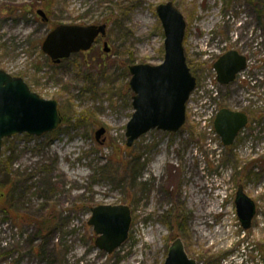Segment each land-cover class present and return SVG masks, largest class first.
<instances>
[{
    "label": "rangeland",
    "instance_id": "obj_1",
    "mask_svg": "<svg viewBox=\"0 0 264 264\" xmlns=\"http://www.w3.org/2000/svg\"><path fill=\"white\" fill-rule=\"evenodd\" d=\"M166 1L51 0L47 23L35 15L36 0H0V69L57 100L63 116L47 133H15L2 142L1 161L9 156L13 170L27 173V214L55 206L60 219L40 238L33 222L5 217L0 204V222L12 221L20 233L10 247L0 244V264H163L176 237L197 264H264V106L244 102L249 86H218L217 105L249 116L230 147L202 124L193 97L182 128L150 129L126 145L133 111L128 66L162 61L165 34L156 7ZM172 1L186 20L183 46L199 87L212 78L217 56L234 48L250 60L264 90V0ZM64 22H104L107 34L53 63L41 42ZM101 126L106 131L96 140ZM238 184L255 201L245 230L235 209ZM100 203L128 204L132 214L127 240L112 253L95 245L88 224L90 208Z\"/></svg>",
    "mask_w": 264,
    "mask_h": 264
},
{
    "label": "water",
    "instance_id": "obj_2",
    "mask_svg": "<svg viewBox=\"0 0 264 264\" xmlns=\"http://www.w3.org/2000/svg\"><path fill=\"white\" fill-rule=\"evenodd\" d=\"M156 9L165 34V53L159 63H130L128 66L133 111L125 126L127 146H132L139 136L150 129L179 130L186 121L189 93L196 85V76L186 62L183 46L186 20L182 12L172 0L159 3ZM37 11L44 15L43 9ZM106 27V23H59L45 34L41 47L54 62H58L76 51L89 49L97 35H106ZM103 44V49L108 51L109 44L106 41ZM246 62V56L238 49L226 50L213 64L217 80L225 85L232 82ZM216 114L213 121L215 130L223 145L230 146L240 128L247 124L248 114L225 106L220 107ZM61 122L57 100L41 97L21 76L0 69V153L6 136L26 132L41 135L56 129ZM105 131L104 126L97 128L96 140ZM234 199L243 230L250 228L256 213L255 201L245 192L242 184H238ZM131 218L128 204L93 205L88 224L93 227L95 245L105 252H113L127 240ZM163 264L197 263L194 257L187 255L182 238L176 237L170 242Z\"/></svg>",
    "mask_w": 264,
    "mask_h": 264
},
{
    "label": "trees",
    "instance_id": "obj_3",
    "mask_svg": "<svg viewBox=\"0 0 264 264\" xmlns=\"http://www.w3.org/2000/svg\"><path fill=\"white\" fill-rule=\"evenodd\" d=\"M228 85L229 84L225 85V87ZM4 140L5 138L3 141ZM11 160L12 159L9 156H7V158L3 161L0 159L1 209L5 213V217L12 215L11 213H15L17 215V219H21L22 221H27L29 223L33 222L36 229V237L43 238L55 229L57 221L60 219L54 214L56 207L54 206L51 210L40 212V214H27V210H29V208H26L22 201L25 199L24 197L29 189V185L27 184L28 176H25L27 173L21 169L13 170ZM18 202H22V204L16 206V203Z\"/></svg>",
    "mask_w": 264,
    "mask_h": 264
},
{
    "label": "built area",
    "instance_id": "obj_4",
    "mask_svg": "<svg viewBox=\"0 0 264 264\" xmlns=\"http://www.w3.org/2000/svg\"><path fill=\"white\" fill-rule=\"evenodd\" d=\"M239 81L244 82L245 86L248 87V91L245 93L246 104H252L256 107L264 106V90H258V80L253 78L250 69V63L248 66L239 73ZM258 90V92H257ZM220 92L218 90V84L215 82V76L209 77L206 80V84L201 87H196L195 91L192 93L195 110H199L202 112V124L207 125L210 122L211 118L215 115V111L217 109L216 99L219 96ZM0 228L5 230L3 236L0 240L2 246H10L11 242L15 240V238L19 237V231L15 226H9V222L3 223Z\"/></svg>",
    "mask_w": 264,
    "mask_h": 264
},
{
    "label": "flooded vegetation",
    "instance_id": "obj_5",
    "mask_svg": "<svg viewBox=\"0 0 264 264\" xmlns=\"http://www.w3.org/2000/svg\"><path fill=\"white\" fill-rule=\"evenodd\" d=\"M51 0H41L40 1V3L41 4H39L38 5V7L36 8V11H35V15H36V17L37 18H39V19H41V22L42 21H45V22H47L48 23V21H49V16H48V14L46 13L47 12V6L49 5V2H50ZM43 3V4H42ZM45 7H46V9H45ZM38 9H43V11H44V15H40L39 13H38ZM51 29V28H50ZM48 31V30H47ZM47 33V32H46ZM45 33V34H46ZM99 37H104V36H102L101 35V33L99 34V35H97V37L95 38V40H94V43H96L97 42V39H99ZM104 41H106V40H103V42H102V44L104 43ZM107 42V41H106ZM94 43L92 44V47H93V45H94ZM92 47H90V48H92ZM110 47V46H109ZM89 48V49H90ZM104 48V44H103V47H102V49ZM89 49H86V50H89ZM109 50H110V48H109ZM103 51H105L104 49H103ZM76 52H85V50H80V51H76ZM106 52V51H105ZM72 54H75V53H72ZM72 54H70V55H72ZM69 55V56H70ZM68 56V57H69ZM48 57H49V55H48ZM65 58H67V57H65ZM65 58H62L60 61H58V62H54L52 59H51V57H50V59H51V61L53 62V63H60V62H62L63 60H65Z\"/></svg>",
    "mask_w": 264,
    "mask_h": 264
}]
</instances>
